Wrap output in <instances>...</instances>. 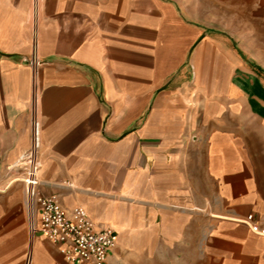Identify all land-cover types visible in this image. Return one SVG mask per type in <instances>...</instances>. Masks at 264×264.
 <instances>
[{
	"label": "crops",
	"instance_id": "1",
	"mask_svg": "<svg viewBox=\"0 0 264 264\" xmlns=\"http://www.w3.org/2000/svg\"><path fill=\"white\" fill-rule=\"evenodd\" d=\"M35 124L38 192L115 231L105 264H264V0H0V264H67Z\"/></svg>",
	"mask_w": 264,
	"mask_h": 264
},
{
	"label": "built area",
	"instance_id": "2",
	"mask_svg": "<svg viewBox=\"0 0 264 264\" xmlns=\"http://www.w3.org/2000/svg\"><path fill=\"white\" fill-rule=\"evenodd\" d=\"M32 70L43 62L35 55L22 59ZM32 149L21 159L24 174L20 182L24 188L25 204L31 219L37 216L40 226L32 232L42 234L55 245L67 264H105L108 254L116 247V233L111 227L95 228L82 207L65 211L57 195L43 196L38 192V163L35 158L38 147V127L33 129ZM251 231L264 237V228L246 223Z\"/></svg>",
	"mask_w": 264,
	"mask_h": 264
},
{
	"label": "bare ground",
	"instance_id": "3",
	"mask_svg": "<svg viewBox=\"0 0 264 264\" xmlns=\"http://www.w3.org/2000/svg\"><path fill=\"white\" fill-rule=\"evenodd\" d=\"M99 217V216H98ZM97 218V217H96Z\"/></svg>",
	"mask_w": 264,
	"mask_h": 264
}]
</instances>
